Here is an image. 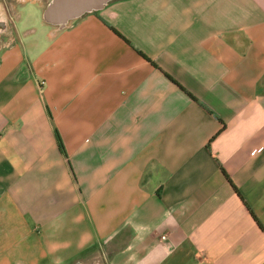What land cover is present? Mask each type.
<instances>
[{
	"label": "crops",
	"instance_id": "obj_1",
	"mask_svg": "<svg viewBox=\"0 0 264 264\" xmlns=\"http://www.w3.org/2000/svg\"><path fill=\"white\" fill-rule=\"evenodd\" d=\"M49 1L0 0V264H264V0Z\"/></svg>",
	"mask_w": 264,
	"mask_h": 264
},
{
	"label": "water",
	"instance_id": "obj_2",
	"mask_svg": "<svg viewBox=\"0 0 264 264\" xmlns=\"http://www.w3.org/2000/svg\"><path fill=\"white\" fill-rule=\"evenodd\" d=\"M111 0H50L43 10V20L63 28L68 21L102 8Z\"/></svg>",
	"mask_w": 264,
	"mask_h": 264
},
{
	"label": "rangeland",
	"instance_id": "obj_3",
	"mask_svg": "<svg viewBox=\"0 0 264 264\" xmlns=\"http://www.w3.org/2000/svg\"><path fill=\"white\" fill-rule=\"evenodd\" d=\"M36 3H34V2H32V1H28L27 3H25L24 5H18L17 6V10L18 11H22V15H21V20H23V18H24V15L25 16H27V13H28V11L29 10H33L34 9V5H35ZM40 11V10H39ZM38 12V11H37ZM40 21H41V18H40V20H38L37 22H36V24H38V23H40Z\"/></svg>",
	"mask_w": 264,
	"mask_h": 264
},
{
	"label": "trees",
	"instance_id": "obj_4",
	"mask_svg": "<svg viewBox=\"0 0 264 264\" xmlns=\"http://www.w3.org/2000/svg\"><path fill=\"white\" fill-rule=\"evenodd\" d=\"M140 54H142V53H140ZM56 139H57V143H58L59 148H60L61 150H63V145H62L61 139H60V137H59V135H58L57 132H56ZM249 212L251 213L250 210H249ZM251 214H252V213H251Z\"/></svg>",
	"mask_w": 264,
	"mask_h": 264
},
{
	"label": "built area",
	"instance_id": "obj_5",
	"mask_svg": "<svg viewBox=\"0 0 264 264\" xmlns=\"http://www.w3.org/2000/svg\"><path fill=\"white\" fill-rule=\"evenodd\" d=\"M161 238H162V239H165V235H162Z\"/></svg>",
	"mask_w": 264,
	"mask_h": 264
}]
</instances>
